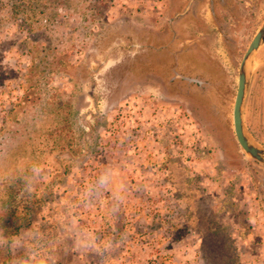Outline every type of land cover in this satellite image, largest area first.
<instances>
[{
    "label": "rangeland",
    "instance_id": "374dc122",
    "mask_svg": "<svg viewBox=\"0 0 264 264\" xmlns=\"http://www.w3.org/2000/svg\"><path fill=\"white\" fill-rule=\"evenodd\" d=\"M263 23L264 0H0V213L41 199L0 220V264H264V164L233 122ZM244 119L264 146V45Z\"/></svg>",
    "mask_w": 264,
    "mask_h": 264
},
{
    "label": "water",
    "instance_id": "95a60500",
    "mask_svg": "<svg viewBox=\"0 0 264 264\" xmlns=\"http://www.w3.org/2000/svg\"><path fill=\"white\" fill-rule=\"evenodd\" d=\"M263 45L264 23L251 40L240 63L238 88L233 108L234 131L239 145L249 157L262 164H264V146L259 144L248 132L244 119V107L250 88L255 58Z\"/></svg>",
    "mask_w": 264,
    "mask_h": 264
},
{
    "label": "trees",
    "instance_id": "16d2710c",
    "mask_svg": "<svg viewBox=\"0 0 264 264\" xmlns=\"http://www.w3.org/2000/svg\"><path fill=\"white\" fill-rule=\"evenodd\" d=\"M30 50L31 51L33 50L32 47L30 48ZM30 50H29V52H30ZM36 55H38V53ZM34 57H35V55H34ZM33 62H34V59H33ZM37 70H38V65H36L35 63H32L31 67L28 70V74L26 76V80L27 81H26V85H25V88H24L25 100H28L29 95H32V93L30 91L38 90L43 85V82L38 80L39 79L38 78L39 73H37ZM34 78H38V79H35V81H34ZM40 85H41V87H40ZM35 94L38 95V93H36V92H35ZM39 97H40V95L39 96H35L34 100H37ZM16 108H17V106L15 105L9 111L8 116L6 118L7 122L8 121H13L14 114L16 112ZM58 146H60L59 149H62V147H63L62 144L56 145V147H58ZM56 147L52 146L51 150L54 151V149ZM40 200H41L40 198L36 199V198H34V195L32 193L28 192L27 194H25L23 196V198H22V200L20 202V203H22V206H23V208H22L23 209V216H21V217L15 216L16 215L15 214V209H12V211H10L8 215L0 213L1 222L3 221L5 224L13 222L14 225H15V227H14L15 228V232L17 233L22 225H23V227L30 225V223L32 222V217H31L32 216V210L39 205V202H41ZM16 223H17V226H16Z\"/></svg>",
    "mask_w": 264,
    "mask_h": 264
},
{
    "label": "clouds",
    "instance_id": "9594fccd",
    "mask_svg": "<svg viewBox=\"0 0 264 264\" xmlns=\"http://www.w3.org/2000/svg\"><path fill=\"white\" fill-rule=\"evenodd\" d=\"M108 182H109V176H108V174L102 175L99 178V181H98L99 185H107ZM15 243H16L17 246H20V241L19 240H17Z\"/></svg>",
    "mask_w": 264,
    "mask_h": 264
},
{
    "label": "flooded vegetation",
    "instance_id": "af4514ba",
    "mask_svg": "<svg viewBox=\"0 0 264 264\" xmlns=\"http://www.w3.org/2000/svg\"><path fill=\"white\" fill-rule=\"evenodd\" d=\"M191 6H192V5H190V6L188 7L187 11H189V10L191 9Z\"/></svg>",
    "mask_w": 264,
    "mask_h": 264
}]
</instances>
